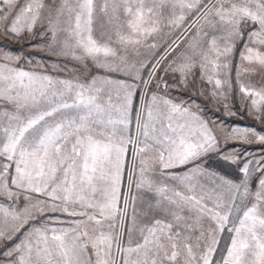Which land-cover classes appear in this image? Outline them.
I'll return each mask as SVG.
<instances>
[{
	"label": "snow or ice",
	"instance_id": "1",
	"mask_svg": "<svg viewBox=\"0 0 264 264\" xmlns=\"http://www.w3.org/2000/svg\"><path fill=\"white\" fill-rule=\"evenodd\" d=\"M0 32L82 65L0 53V264H264V148L227 147L264 132L218 136L177 99L199 88L237 115L238 53L264 124V86L241 79L264 72V0H0Z\"/></svg>",
	"mask_w": 264,
	"mask_h": 264
},
{
	"label": "rangeland",
	"instance_id": "2",
	"mask_svg": "<svg viewBox=\"0 0 264 264\" xmlns=\"http://www.w3.org/2000/svg\"><path fill=\"white\" fill-rule=\"evenodd\" d=\"M24 0H21V3H23ZM72 2V0H70ZM102 22V18L97 20V31L96 36L99 37L100 35V29L99 25ZM10 24V20L8 21ZM61 26L63 27V20L61 21ZM65 37V33H60V39L63 40ZM44 41H41L39 35L35 37H28L25 35V38L19 41L14 40L10 36L3 35L2 32H0V53H3L7 50H14L13 54L22 56L23 60L20 62H17L18 67L24 68L26 70H30L33 68L34 65H36L38 62L44 63L48 65V70L53 75H60L65 76L66 73L59 72L57 73L51 68V61L60 59L62 63H66L71 68L75 62L72 60H64L63 58H57V57H51L48 55L46 51H41L40 49L44 47ZM32 45H36V47H32ZM238 47H241V45H238ZM29 57H31V60H29ZM39 58H43L40 60ZM239 63V57L238 53L236 55V58L233 61V69H232V80L234 85V96H229L228 103L233 111L237 113V115H229L225 113L223 104H217L215 102H209L203 95H200V89L197 88V90L194 92L192 89H188L184 91L181 96L177 97V99H183L187 102V104L198 107L202 110L203 116L206 120L214 122L215 126H221L222 130L217 132L218 136L225 135L228 131H230L233 127H238L241 129L244 128H255L258 132H264V129L259 128V126H263L264 124H261L259 121H257L254 117L249 116L247 111L245 109H242V101L240 99L239 89L238 86L235 85V65ZM89 66L90 62H89ZM76 68H81L82 65L75 64ZM252 67L245 62L242 65V68H249ZM257 72L254 74H248V73H242L241 79L245 84H251L257 88L264 86V72H262L258 66ZM95 74V72L93 73ZM84 75L87 76V69L84 70ZM90 78V77H89ZM204 87H207V85H204ZM139 104V100H137V105ZM136 119V114L133 111L130 115L131 123ZM131 125H129V131ZM238 147L241 151L247 149L248 150V156L245 158H252V157H258L260 155L259 149L264 148V145L252 143V144H241L239 141H229L227 147ZM210 160L212 161L211 166L218 167V164L216 161H219L220 168L223 170L220 172H226L230 177H235L237 175L238 169L233 166H229L227 163H225L220 156L216 154H212L210 158H205L204 162ZM215 163V164H214ZM210 169H213L209 167ZM216 170V169H213ZM3 199V198H0ZM23 198H21V206H23ZM7 243V242H5ZM2 247V245H0Z\"/></svg>",
	"mask_w": 264,
	"mask_h": 264
},
{
	"label": "trees",
	"instance_id": "3",
	"mask_svg": "<svg viewBox=\"0 0 264 264\" xmlns=\"http://www.w3.org/2000/svg\"><path fill=\"white\" fill-rule=\"evenodd\" d=\"M259 128L264 129L263 126H259ZM211 163H212V161H210V160L205 161V164H207L208 167H211V168H213V169H216L217 171H222V170H223L222 168H220V163H219V161H216V163L218 164V167H216L215 165H214V167L211 166ZM212 164H213V163H212ZM214 164H215V163H214ZM224 172H225V171H224Z\"/></svg>",
	"mask_w": 264,
	"mask_h": 264
},
{
	"label": "crops",
	"instance_id": "4",
	"mask_svg": "<svg viewBox=\"0 0 264 264\" xmlns=\"http://www.w3.org/2000/svg\"><path fill=\"white\" fill-rule=\"evenodd\" d=\"M185 103L187 104V102L185 101ZM131 127V135L135 136L136 135V119L132 122V124H130Z\"/></svg>",
	"mask_w": 264,
	"mask_h": 264
}]
</instances>
